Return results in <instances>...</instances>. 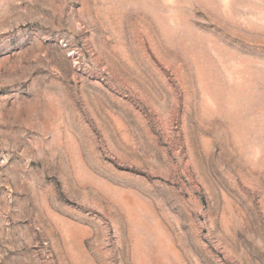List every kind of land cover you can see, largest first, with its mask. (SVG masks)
<instances>
[{
    "label": "rangeland",
    "instance_id": "374dc122",
    "mask_svg": "<svg viewBox=\"0 0 264 264\" xmlns=\"http://www.w3.org/2000/svg\"><path fill=\"white\" fill-rule=\"evenodd\" d=\"M0 264H264V0H0Z\"/></svg>",
    "mask_w": 264,
    "mask_h": 264
}]
</instances>
